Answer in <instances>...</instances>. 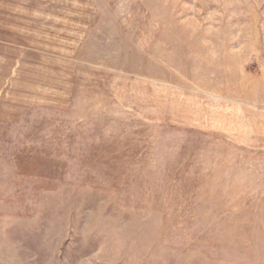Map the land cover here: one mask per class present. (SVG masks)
<instances>
[{"label":"rangeland","instance_id":"374dc122","mask_svg":"<svg viewBox=\"0 0 264 264\" xmlns=\"http://www.w3.org/2000/svg\"><path fill=\"white\" fill-rule=\"evenodd\" d=\"M0 264H264V0H0Z\"/></svg>","mask_w":264,"mask_h":264}]
</instances>
